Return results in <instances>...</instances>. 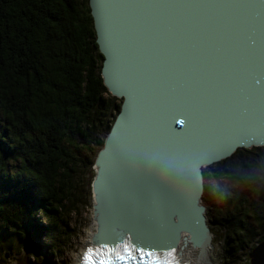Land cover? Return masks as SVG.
Masks as SVG:
<instances>
[{"label": "water", "instance_id": "obj_1", "mask_svg": "<svg viewBox=\"0 0 264 264\" xmlns=\"http://www.w3.org/2000/svg\"><path fill=\"white\" fill-rule=\"evenodd\" d=\"M240 2L264 4L88 0L102 82L121 100L93 164L92 245L131 238L163 251L181 240L204 256L211 233L201 200L202 168L238 149L264 147V75L249 80L242 71L250 54L264 55V8L98 5ZM173 115L189 123L177 125ZM126 222L149 228L158 241H142ZM247 256L250 264H264V240Z\"/></svg>", "mask_w": 264, "mask_h": 264}, {"label": "trees", "instance_id": "obj_2", "mask_svg": "<svg viewBox=\"0 0 264 264\" xmlns=\"http://www.w3.org/2000/svg\"><path fill=\"white\" fill-rule=\"evenodd\" d=\"M102 60L88 0H0V259L24 252L28 234L44 231L41 218L59 248L61 217L84 203L85 174L120 104L103 85ZM202 173L201 200L225 208L228 242L264 240V147L238 149ZM222 178L228 187L215 201Z\"/></svg>", "mask_w": 264, "mask_h": 264}, {"label": "rangeland", "instance_id": "obj_3", "mask_svg": "<svg viewBox=\"0 0 264 264\" xmlns=\"http://www.w3.org/2000/svg\"><path fill=\"white\" fill-rule=\"evenodd\" d=\"M116 101L120 103L121 100L116 99ZM251 149L252 148L246 150ZM93 154H95V152ZM240 155H247L249 157L253 156L251 164H254V168L262 166V157L256 156L250 152H242ZM208 166L204 167L203 169H206ZM93 177L94 166H91L89 169H87V173L85 174L84 178L86 181H88V187L86 188L88 193L83 198L84 203H82L81 206H78V209L75 213H65L64 216L61 217V224L56 222L59 223L58 227L56 228V232H58L57 236L60 237L59 248H55V244L52 242L49 233L46 231L48 226L45 220L41 218L40 223L45 228L44 231L38 235L35 233L31 237L28 234L26 237V250L18 255H9L6 253L5 258L0 259V264H69L68 256L74 257V255L79 251L81 243L87 239L90 229L89 227L92 225L91 223H94L92 216L93 198L91 192V182ZM222 180L223 182L219 186L220 190L214 194L215 201L219 200V198L221 199L223 190L228 187V185L225 183L226 180L223 178ZM259 188V184L254 182L248 186V189L252 195L259 192ZM202 204L205 206L206 220L208 216L210 219L212 216L215 218L214 220H211V224L208 222L207 224L211 233V255L216 264H250L247 254L250 249L258 242L254 240L251 244L244 246L243 244H240L241 238L238 236L237 240H233L229 243L228 238L233 236L234 231L229 228L230 226L224 225L221 221L223 213H225V208L222 205L211 206L208 204L206 205L203 202ZM261 204V209L264 211V200L261 201ZM63 222L67 226L68 232L65 231ZM17 250L18 248H16L14 251L16 252ZM30 255H33L35 258L32 259Z\"/></svg>", "mask_w": 264, "mask_h": 264}, {"label": "snow or ice", "instance_id": "obj_4", "mask_svg": "<svg viewBox=\"0 0 264 264\" xmlns=\"http://www.w3.org/2000/svg\"><path fill=\"white\" fill-rule=\"evenodd\" d=\"M100 8H138V9H177V8H219V9H250L264 8V4L257 5L251 2L240 3H217V4H171V3H137V4H100ZM241 33L237 31L234 39L239 41ZM243 74L246 79H254L259 75H264V55L259 59L254 54H250L243 66ZM255 94V90H253ZM264 94V93H262ZM173 122L177 125H187L186 118L177 119L172 116ZM93 255L97 259H92ZM166 257V258H165ZM81 264H177L174 250L171 246L144 245L137 239L117 238L112 244H102L94 249L89 247L85 250L81 258Z\"/></svg>", "mask_w": 264, "mask_h": 264}, {"label": "bare ground", "instance_id": "obj_5", "mask_svg": "<svg viewBox=\"0 0 264 264\" xmlns=\"http://www.w3.org/2000/svg\"><path fill=\"white\" fill-rule=\"evenodd\" d=\"M92 225L89 227V234L87 236V239L84 240L81 243L80 249L79 251L74 255V257L72 256H68V263L69 264H79L80 260H81V256L83 251L85 250V248L87 246H91V240L90 237L92 235L93 232H95L97 225L94 221V223H91ZM127 229H130L133 233H135L137 231V233H139L140 235V239L142 241H148V242H157L158 238L156 236V233H154L153 231L149 230V228L147 230L145 229H138L136 228L137 226L132 224V223H123ZM132 225V226H130ZM136 226V227H135ZM146 234H148L149 236H146ZM184 235V234H182ZM86 237V236H85ZM174 250V255L175 257L181 261L184 264H216V262L213 260L212 258V244L209 243V245L205 248L204 250V256L199 257V251L197 248H193L188 242H186L185 244L182 243V241L180 240L178 242V244L175 246ZM74 254V253H73Z\"/></svg>", "mask_w": 264, "mask_h": 264}, {"label": "flooded vegetation", "instance_id": "obj_6", "mask_svg": "<svg viewBox=\"0 0 264 264\" xmlns=\"http://www.w3.org/2000/svg\"><path fill=\"white\" fill-rule=\"evenodd\" d=\"M146 236H149L148 234H146Z\"/></svg>", "mask_w": 264, "mask_h": 264}]
</instances>
